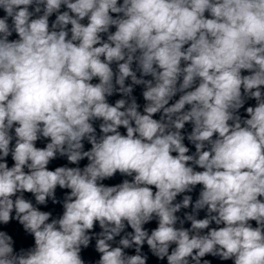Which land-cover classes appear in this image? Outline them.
<instances>
[{
  "label": "clouds",
  "instance_id": "obj_1",
  "mask_svg": "<svg viewBox=\"0 0 264 264\" xmlns=\"http://www.w3.org/2000/svg\"><path fill=\"white\" fill-rule=\"evenodd\" d=\"M13 221L0 264H264V0H0Z\"/></svg>",
  "mask_w": 264,
  "mask_h": 264
}]
</instances>
